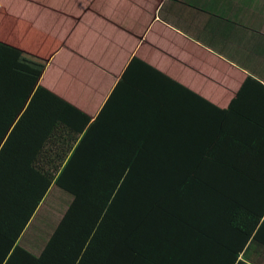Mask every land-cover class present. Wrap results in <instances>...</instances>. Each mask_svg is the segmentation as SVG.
I'll use <instances>...</instances> for the list:
<instances>
[{
    "label": "trees",
    "instance_id": "16d2710c",
    "mask_svg": "<svg viewBox=\"0 0 264 264\" xmlns=\"http://www.w3.org/2000/svg\"><path fill=\"white\" fill-rule=\"evenodd\" d=\"M22 57L0 41V264H261L264 84L221 109L133 59L91 120ZM51 186L63 216L30 254Z\"/></svg>",
    "mask_w": 264,
    "mask_h": 264
},
{
    "label": "crops",
    "instance_id": "0c3cea01",
    "mask_svg": "<svg viewBox=\"0 0 264 264\" xmlns=\"http://www.w3.org/2000/svg\"><path fill=\"white\" fill-rule=\"evenodd\" d=\"M74 1L64 0L63 10L59 3L51 7L41 0H24L21 12L6 8L11 25H1L0 41L23 53L16 64L30 65L27 71L37 77L36 85L91 120L133 59L221 109L248 78L264 84V0ZM55 67L58 90L43 85ZM66 83L71 87L64 94ZM45 197L17 239L18 246L34 255L63 216L59 213L50 226L28 232ZM41 207L43 220L49 210Z\"/></svg>",
    "mask_w": 264,
    "mask_h": 264
},
{
    "label": "rangeland",
    "instance_id": "374dc122",
    "mask_svg": "<svg viewBox=\"0 0 264 264\" xmlns=\"http://www.w3.org/2000/svg\"><path fill=\"white\" fill-rule=\"evenodd\" d=\"M43 2H47L49 4V6L51 7H56L57 4L59 3V10H63V1L64 0H41ZM72 3H75L74 0H71ZM2 6L6 7L8 9L14 10L16 12H21L22 6L24 4V0H1ZM58 71L56 69V67L54 68V70L47 76H45L44 81H43V85L44 86H48V83L51 87L55 88L56 90L59 89L60 87V83L58 80ZM64 75H61L60 77H63ZM65 77V76H64ZM61 86H64L63 83L61 84ZM71 84H67L65 86L64 89V94L67 90V88H70ZM57 188H55L54 186H52V188L49 190L48 194L46 195L44 201L41 203V205H47L49 212H46V218L42 220V213L43 211H45L44 208L41 207V205L39 206V208L37 209V212H35V215L33 216L34 222L31 225L30 229H28V232H31V230L34 227V224H41V229L45 228L46 225H49L54 223L57 215L61 212V210L63 209L62 207V200L64 199L65 202L67 201V199L65 197H62L61 194L55 193L54 195L52 194L54 190H56ZM37 214V215H36Z\"/></svg>",
    "mask_w": 264,
    "mask_h": 264
}]
</instances>
